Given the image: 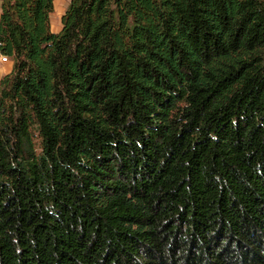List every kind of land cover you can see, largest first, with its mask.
Here are the masks:
<instances>
[{
    "label": "trees",
    "instance_id": "trees-1",
    "mask_svg": "<svg viewBox=\"0 0 264 264\" xmlns=\"http://www.w3.org/2000/svg\"><path fill=\"white\" fill-rule=\"evenodd\" d=\"M0 0V264H264V0Z\"/></svg>",
    "mask_w": 264,
    "mask_h": 264
},
{
    "label": "rangeland",
    "instance_id": "rangeland-1",
    "mask_svg": "<svg viewBox=\"0 0 264 264\" xmlns=\"http://www.w3.org/2000/svg\"><path fill=\"white\" fill-rule=\"evenodd\" d=\"M69 2H70V0H54L55 9L52 13V23L51 24H52V27L54 28V30H56L57 32L62 25L61 18H62V15L64 14V12L66 11ZM56 28H58V29H56ZM11 61H13V60L11 59ZM8 62H0V66L6 65V63H8Z\"/></svg>",
    "mask_w": 264,
    "mask_h": 264
},
{
    "label": "crops",
    "instance_id": "crops-1",
    "mask_svg": "<svg viewBox=\"0 0 264 264\" xmlns=\"http://www.w3.org/2000/svg\"><path fill=\"white\" fill-rule=\"evenodd\" d=\"M51 23H52V14H51ZM60 27V26H59ZM51 28L53 31L57 32L56 30H54V28L52 27V24H51ZM62 28V25L60 27V29L58 31H60ZM58 29V28H56ZM8 62V61H7ZM12 67H13V61L9 60L8 63H6V65L4 66H0V81L2 80V78L7 74L9 73L11 70H12Z\"/></svg>",
    "mask_w": 264,
    "mask_h": 264
},
{
    "label": "built area",
    "instance_id": "built-area-1",
    "mask_svg": "<svg viewBox=\"0 0 264 264\" xmlns=\"http://www.w3.org/2000/svg\"><path fill=\"white\" fill-rule=\"evenodd\" d=\"M9 60V57L0 48V62H7Z\"/></svg>",
    "mask_w": 264,
    "mask_h": 264
}]
</instances>
